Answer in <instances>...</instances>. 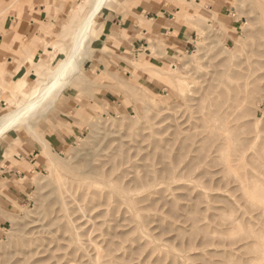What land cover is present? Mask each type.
I'll use <instances>...</instances> for the list:
<instances>
[{"label": "rangeland", "instance_id": "374dc122", "mask_svg": "<svg viewBox=\"0 0 264 264\" xmlns=\"http://www.w3.org/2000/svg\"><path fill=\"white\" fill-rule=\"evenodd\" d=\"M97 1L73 0L77 6L69 9L68 21L51 25L54 52L42 68L27 67L28 91H21L24 85L7 90L0 117L30 98L66 58L73 30ZM226 2L227 17L186 24L196 42L165 66L152 64L142 52L106 51L96 40V16L78 46V70L66 88L80 108L72 117L83 123L70 138L64 133V149L52 148L59 167L41 155L33 135L39 132L52 144L49 133L62 129L56 105L64 90L48 93L33 116L0 134V196L8 189L3 183L9 172L20 173L17 188L27 189L19 203L5 197L11 208L2 214L0 264H264V0ZM21 11L16 3L0 15V33L6 22L11 28L10 16L21 20ZM154 42L163 45L161 37ZM106 63L118 68H98ZM68 70L73 68L60 79ZM35 147L28 173L9 166ZM69 170L86 180L70 181ZM89 174L106 188L94 185ZM57 176L67 189L60 195ZM133 178L144 185L133 186ZM111 190L129 197L128 204Z\"/></svg>", "mask_w": 264, "mask_h": 264}, {"label": "crops", "instance_id": "0c3cea01", "mask_svg": "<svg viewBox=\"0 0 264 264\" xmlns=\"http://www.w3.org/2000/svg\"><path fill=\"white\" fill-rule=\"evenodd\" d=\"M36 1L0 0V15L6 13L16 3L22 7L21 20L16 16H10L11 28H7L6 22L5 28H3L4 34L0 33V79L1 71H4V82L2 83L7 87L4 93L0 91V98L4 96L5 99H8L9 89L16 90L19 85H24L21 88V91L24 92L31 88L29 82L26 81V77L27 80L31 78L28 75L27 67L32 64L37 69L43 67L45 60L54 52L49 45H55L51 25L63 24L68 21L69 9L72 12L77 6V4L72 5L73 0H48V11H46L44 0H38V3ZM112 1L108 0L106 6L100 9L96 15L98 19L96 40L100 42L101 47L106 48V51L117 49L121 56H129L127 53H131L133 50V53L142 52L145 53L143 55L150 58L152 64L155 63L159 66H163L167 62L166 59L177 57L181 52H188L193 47L192 43L196 42V33L186 25L187 23L194 26L195 23L203 22L199 20V17L204 20H212L218 15L227 17L226 13L231 10L226 5L227 0H116L111 9L107 8ZM192 1L195 2V6L191 4ZM175 14L177 17H185L184 21L178 22ZM39 23H43L44 27ZM158 37L163 39L161 47L154 42ZM152 53L156 58L151 57ZM61 55L63 57L59 59L57 56L56 60L57 58L63 59L64 54ZM54 63L55 60L50 63L51 66ZM121 65L123 68H131L124 61L121 62ZM98 68L108 70L118 67L106 63V66L98 65ZM96 76H99L98 72H96ZM75 97V93L65 89L57 98L56 111L57 119H59L57 121L62 129H55L49 135L47 134L52 144L44 137V140L55 150L64 149L67 142L64 133H69L68 138H70L72 133L80 131L79 126L83 121L72 117L74 114L78 115L80 110L75 103ZM97 98L100 102H109L107 96L106 98L99 96ZM6 108L3 98L0 99V111ZM46 128L48 129V126ZM53 133L55 134L53 135ZM33 150L32 153H27L24 150V158L16 159L14 157L13 160L16 163L9 164V166L16 168L15 165H18L23 173H28V164L35 166L34 153L37 148L35 147ZM0 170H2L1 167ZM9 173L10 181L3 183L4 187H8V189L4 195L0 196V226L5 221L2 214L11 208L5 197L14 203H19L27 190L22 191L17 188L18 183L14 178H17V175L20 176V173Z\"/></svg>", "mask_w": 264, "mask_h": 264}, {"label": "bare ground", "instance_id": "6f19581e", "mask_svg": "<svg viewBox=\"0 0 264 264\" xmlns=\"http://www.w3.org/2000/svg\"><path fill=\"white\" fill-rule=\"evenodd\" d=\"M107 0H98L97 3H95L94 5V9L92 10V12L86 17L84 18L76 27L75 29L73 30L72 32V35H71V38L69 39V45H70V48H69V51L67 53V56L66 58L56 67L54 68L53 72L50 73V75H48L40 84L39 86H37L36 89H34L33 91V95L32 96H28L30 98H28L21 106H19L17 109H15L13 112H9L3 116L0 117V134H3V132L7 131V129H11V128H14L16 125L18 124H22L24 123L25 121V118L27 117V115H31L33 116L34 115V112L31 113L32 110H39L38 108H40L41 104H42V99L49 93L50 95V92L52 93V91H57V92H62V90H65L69 83H70V78L71 76H73L77 70H78V67H77V64L75 62L76 60V53L78 52V46L81 42V40L85 39L84 42L86 41V39H88L89 37V30L92 26V22L95 18V16L97 15V13L100 11V9L102 8V6H104L105 2ZM7 9V8H6ZM91 10V9H90ZM4 11V10H3ZM87 14V13H86ZM178 19H184V17L182 16H178L177 17ZM177 19V20H178ZM199 20L200 21H205L203 18H200L199 17ZM179 21V20H178ZM183 21V20H182ZM83 42V41H82ZM87 49V48H86ZM84 50V49H83ZM85 51V50H84ZM83 51V52H84ZM87 52V50H86ZM88 53V52H87ZM80 54V52L78 53V55ZM71 66V68H73V70H68L70 71V73L68 74V72H66L65 74L66 75H63V76H66L65 78L63 77V79H60V75L62 74V72L68 68V66ZM73 66V67H72ZM173 67V66H172ZM175 71V69H174ZM64 73V72H63ZM62 78V77H61ZM73 78V77H72ZM171 81L175 82L176 80H178V76L176 74H173L171 75ZM72 80V79H71ZM59 94V93H58ZM48 96H46L47 98ZM55 97V96H54ZM45 99V98H44ZM54 101V100H53ZM240 109V108H239ZM36 110V112H37ZM28 120V119H27ZM30 120V119H29ZM29 121H27V123H25L24 125L27 126V130L28 132L30 131V125L28 124ZM32 127V126H31ZM33 128V127H32ZM222 129V128H221ZM32 130V129H31ZM211 131V130H210ZM33 135V131L31 133ZM222 134V133H221ZM33 137L39 142V144L41 145V155L46 159V161L52 166V167H55L56 165L58 166V164L60 162H58V164H56V157L54 156V152L52 151V148L50 146V144L42 139L41 135H39V132L38 133H34ZM225 139V138H224ZM226 140V139H225ZM219 141V140H218ZM219 147V145H218ZM90 156V155H89ZM89 158V157H87ZM92 158V157H91ZM227 161V159H226ZM61 165V164H60ZM90 165H93L90 163ZM79 166V165H78ZM59 167V166H58ZM65 167V166H64ZM88 167V166H86ZM96 167V166H95ZM81 168V167H79ZM98 168V167H97ZM96 168V169H97ZM100 168V167H99ZM54 169V168H53ZM52 169V170H53ZM87 169V168H86ZM96 169L94 171V173H100L98 172V170L96 171ZM65 170V169H64ZM99 170H102V168H100ZM67 171V170H66ZM91 171V170H90ZM96 171V172H95ZM173 170H171L172 172ZM84 172H86L84 170ZM55 173V171H54ZM96 173V175H97ZM102 173V172H101ZM100 173V174H101ZM67 176L69 177L70 181H74V182H77V181H82L83 178H85L84 180H86V177L85 175L82 173V174H79V175H74L73 174V171L69 170L67 172ZM87 177H90L89 179L91 181H97L96 180V176L95 174H89ZM92 177V178H91ZM130 177V176H129ZM56 178V177H55ZM106 178V177H105ZM89 179H87L89 181ZM144 180V178H142ZM65 180H63V178L57 176V179L54 180V182L56 183V186H55V191H57L60 195V193H64L67 189H66V185H65ZM146 181V180H145ZM132 182H133V186H134V183L135 185L136 184H142L144 185L141 181V179H138V178H133L132 179ZM95 183H98V184H94V185H100L102 182H95ZM150 183V182H149ZM130 183H128L129 185ZM92 185V187L94 186ZM102 185V184H101ZM83 186V185H82ZM103 186V185H102ZM131 186V185H130ZM99 188V186H97ZM96 187V188H97ZM101 187V186H100ZM105 187V186H103ZM91 188V187H90ZM106 188V187H105ZM137 188V187H136ZM80 190V189H79ZM64 191V192H63ZM96 192V191H95ZM97 192H100L99 190ZM94 193V191H93ZM110 194L111 195H114V196H118L120 199H122L126 204H128V198L127 196L123 195V194H120L118 193L117 191L115 190H111L110 191ZM66 196L67 193L65 194ZM52 196V195H51ZM92 197V195H91ZM117 197V198H118ZM70 197L68 196L67 199H69ZM84 198V197H83ZM116 198V197H114ZM71 199V198H70ZM65 201V200H64ZM68 201V200H67ZM72 202V201H71ZM74 202V201H73ZM100 204V203H99ZM77 205V204H76ZM105 205V204H104ZM61 206V205H60ZM67 206H69V204H67ZM93 206V205H92ZM77 207V206H76ZM67 208V207H66ZM69 208V207H68ZM97 208V207H96ZM78 212H79V209H78ZM84 213V212H83ZM61 215V214H60ZM59 215V216H60ZM80 216V215H79ZM82 216V215H81ZM71 218V217H70ZM81 218V217H80ZM83 218V216H82ZM51 220V219H50ZM80 220V219H79ZM86 221V220H85ZM87 222V221H86ZM53 223V221H51L49 224L51 225ZM89 223V222H88ZM57 224V223H56ZM46 226V225H45ZM52 226H55V225H52ZM48 227L50 228V226L48 225ZM47 227V228H48ZM56 227V226H55ZM43 228V227H41ZM91 231V230H90ZM64 232V230H63ZM68 233V232H67ZM69 233H71V231H69ZM89 237V236H88ZM88 239V238H87ZM94 248V247H93ZM96 249V248H95ZM98 250V249H97ZM99 251V250H98ZM98 254V253H97ZM101 254V253H100ZM101 256V255H100ZM100 256H97L100 257ZM96 257V256H95ZM96 259V258H95ZM97 260L96 259V263H97ZM73 263V262H72ZM70 264V262H69Z\"/></svg>", "mask_w": 264, "mask_h": 264}]
</instances>
